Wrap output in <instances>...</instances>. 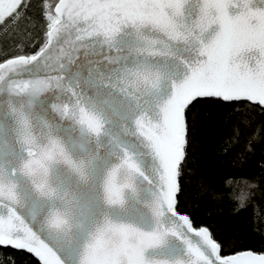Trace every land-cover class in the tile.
Instances as JSON below:
<instances>
[{"label":"snow or ice","instance_id":"1","mask_svg":"<svg viewBox=\"0 0 264 264\" xmlns=\"http://www.w3.org/2000/svg\"><path fill=\"white\" fill-rule=\"evenodd\" d=\"M0 264H264V0H0Z\"/></svg>","mask_w":264,"mask_h":264},{"label":"trees","instance_id":"2","mask_svg":"<svg viewBox=\"0 0 264 264\" xmlns=\"http://www.w3.org/2000/svg\"><path fill=\"white\" fill-rule=\"evenodd\" d=\"M227 125L223 121V110H221V115L218 117L212 135L206 140L201 149L199 168L203 175L208 176L214 180V182L219 185L221 181L228 176L240 177V176H253L259 170L254 164L250 165L243 173L237 172L235 170H230L226 166H221L220 159L216 154V141L225 134ZM259 157V150L257 152V158ZM256 203H261L259 195L257 196ZM231 205L225 203L224 212L222 219H229L228 211ZM252 214V208H248L241 212L239 222H243Z\"/></svg>","mask_w":264,"mask_h":264}]
</instances>
